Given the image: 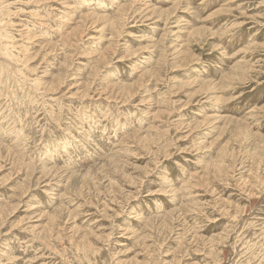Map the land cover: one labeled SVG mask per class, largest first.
<instances>
[{
  "label": "rangeland",
  "instance_id": "1",
  "mask_svg": "<svg viewBox=\"0 0 264 264\" xmlns=\"http://www.w3.org/2000/svg\"><path fill=\"white\" fill-rule=\"evenodd\" d=\"M99 263L264 264V0H0V264Z\"/></svg>",
  "mask_w": 264,
  "mask_h": 264
},
{
  "label": "bare ground",
  "instance_id": "2",
  "mask_svg": "<svg viewBox=\"0 0 264 264\" xmlns=\"http://www.w3.org/2000/svg\"><path fill=\"white\" fill-rule=\"evenodd\" d=\"M177 3V2H176ZM175 3V4H176ZM179 3V2H178ZM152 4V3H151ZM93 6H95V5H93ZM71 7V6H70ZM69 8V7H68ZM90 8V7H89ZM94 8V7H93ZM98 8V7H97ZM96 8V9H97ZM164 8V7H163ZM95 9V10H96ZM99 9V8H98ZM159 10V9H158ZM155 14V13H154ZM90 16V15H89ZM174 16V15H173ZM59 22V21H58ZM69 24V23H68ZM49 25V24H48ZM68 26V25H67ZM74 27V26H73ZM94 27V26H93ZM64 29V28H63ZM163 36V35H162ZM191 36V35H190ZM109 40V39H108ZM82 48V47H81ZM144 49V48H143ZM216 49V48H215ZM87 51V50H86ZM102 59V58H101ZM75 60V59H74ZM123 60V59H122ZM101 63V62H100ZM160 63V62H159ZM21 76V75H20ZM103 78V77H102ZM206 80V79H205ZM92 86V85H91ZM203 88V87H202ZM98 90V89H97ZM118 90V89H117ZM109 91V90H108ZM136 91V90H135ZM43 95V94H42ZM32 96V95H31ZM159 116V115H158ZM196 116V115H195ZM188 128V127H187ZM222 152V151H221ZM252 154V153H251ZM107 177V176H106ZM191 177V176H190ZM110 178V177H109ZM142 178V177H141ZM251 187V186H250ZM243 188V187H242ZM114 192V191H113ZM225 210H226V208H225ZM66 211V210H65ZM236 215V214H235ZM173 220V219H172ZM53 233V232H52ZM151 234V233H150ZM214 241V240H213ZM149 246V245H148ZM141 248V247H140ZM218 248V247H217ZM142 250V249H141ZM154 253V252H153ZM82 254V253H81ZM96 257V256H95ZM113 259V258H112ZM100 264V263H99Z\"/></svg>",
  "mask_w": 264,
  "mask_h": 264
}]
</instances>
